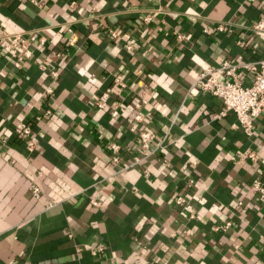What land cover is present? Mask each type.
<instances>
[{
    "label": "crops",
    "instance_id": "obj_1",
    "mask_svg": "<svg viewBox=\"0 0 264 264\" xmlns=\"http://www.w3.org/2000/svg\"><path fill=\"white\" fill-rule=\"evenodd\" d=\"M260 18L264 0H0V264H264V111L247 133L195 84L264 57Z\"/></svg>",
    "mask_w": 264,
    "mask_h": 264
},
{
    "label": "built area",
    "instance_id": "obj_2",
    "mask_svg": "<svg viewBox=\"0 0 264 264\" xmlns=\"http://www.w3.org/2000/svg\"><path fill=\"white\" fill-rule=\"evenodd\" d=\"M32 1L37 2V0ZM224 27L223 23L217 25L218 29H223ZM250 29L264 32V18L253 21L252 24H250ZM67 31L69 33L67 43L74 44L78 38L77 33L72 26H67ZM112 33L115 34L114 31ZM1 36L5 40L7 51L11 55L16 56L21 53L28 56L30 54L29 40L22 32L4 31ZM57 54H60V52H57ZM239 65L252 73V80L249 84L243 83L236 72V68ZM50 74L52 78L55 79L58 76V70L52 69ZM221 74H223V76H221ZM195 84L201 89L208 90L213 94L220 96L223 101L221 113H224L227 110L234 111L241 128L247 133L252 131L253 119L264 111V57L241 63L233 62L229 58H225L222 60L221 64L215 68L210 66L201 71ZM52 88V84L47 85L46 92L51 93L53 90ZM96 102L99 106H103L104 104L103 100L100 99ZM50 113L51 109L46 108L39 117H47ZM139 116V114L135 115V117ZM15 127L20 133L27 136V145L30 149H33L35 140L31 135L32 127L30 123L21 119L15 124ZM153 132L154 131L150 129L139 131L138 140L142 147H148ZM109 146L114 150L118 149V144L115 142H110ZM249 155L252 157L254 153L250 152ZM113 158L116 160L117 156H114ZM142 158L143 156H134L132 163L138 162ZM189 181H192V179ZM253 187L256 189L259 196L264 199V182L255 180ZM41 191L40 184L36 181L32 182L31 193L35 198L40 197ZM176 200L177 202H182L183 196L178 195ZM90 202L96 206L100 204L96 199H90ZM184 207L191 210L189 204L184 205ZM82 248L90 250L92 254H98L103 250V246L100 244L92 245L84 243L76 246V250H81Z\"/></svg>",
    "mask_w": 264,
    "mask_h": 264
}]
</instances>
